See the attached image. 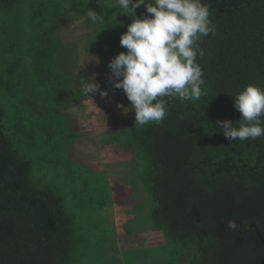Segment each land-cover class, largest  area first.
Listing matches in <instances>:
<instances>
[{
    "label": "trees",
    "instance_id": "1",
    "mask_svg": "<svg viewBox=\"0 0 264 264\" xmlns=\"http://www.w3.org/2000/svg\"><path fill=\"white\" fill-rule=\"evenodd\" d=\"M100 1L41 0L34 7L25 0H0V47L7 53L0 58V89L12 102L9 108L0 104V264H77L81 252L64 194L42 175L43 166L42 179L33 177L28 154L59 142L55 139L66 133L59 115L71 119L70 125L74 120L66 113L71 102L66 93L73 85L65 87L60 80L59 63L65 68L74 64L80 47L78 40L61 42L60 35L89 9L104 21L82 23L92 29L87 50L104 54L105 47L104 84L111 95L128 101L123 89L114 87L108 65L127 52L120 37L131 16L108 8L111 0ZM202 3L210 5L216 28L214 36L198 40L205 52L197 57L204 94L183 102L166 97L168 111L161 123L130 122L118 131V141L132 154L130 182L144 187L151 206L150 226L140 230L163 234L159 246H172L171 264H261L264 136L229 142L216 122L230 120L238 127L241 114L234 96L249 84L264 88V0ZM70 128L73 144L79 130ZM65 159L57 164L64 179L74 173L67 154ZM229 220L239 227L228 229ZM186 253L191 256L183 261Z\"/></svg>",
    "mask_w": 264,
    "mask_h": 264
},
{
    "label": "rangeland",
    "instance_id": "2",
    "mask_svg": "<svg viewBox=\"0 0 264 264\" xmlns=\"http://www.w3.org/2000/svg\"><path fill=\"white\" fill-rule=\"evenodd\" d=\"M25 1L35 7L41 0ZM114 3L115 0H111L107 7H112ZM137 12L140 18L151 15L146 12L145 5ZM121 14L117 13L116 16ZM132 19L130 17V23ZM87 25L72 23L62 29L64 33L60 35V41L78 40L76 45L80 47L79 59L74 64L68 63L65 68L63 61L59 63L62 73L60 80L66 83L65 87L73 85L68 87L66 93L67 99L71 101L66 113L74 120L70 125L71 119L66 118L67 122L59 115L58 124L66 127V133L55 139L59 142L31 149L28 156L34 163L33 177L42 179L40 169L43 166L42 175L45 173L51 177L64 194L81 252L76 256L77 264H171L172 246H159L165 241L163 234L140 230L150 226L151 206L144 187L140 183L133 187L130 182L132 154L118 141L122 137L118 131L124 130L130 122L135 123V111L130 108L124 114L117 105L127 107L129 100L111 95L104 84L101 58L107 50L104 47V54L87 50V45L92 43L89 41L93 39L89 38L92 29ZM4 53L5 50L0 47V58ZM92 80L99 85V90L87 95L82 90L83 84L84 81ZM100 91H106L107 95L102 96ZM0 104L6 108L12 104L10 96L2 89ZM70 126L79 130L76 131L78 138L73 144L70 140L72 136L69 137L71 133L68 132ZM65 154L74 173L64 179L57 164L65 163ZM191 253L183 254L182 260L187 261Z\"/></svg>",
    "mask_w": 264,
    "mask_h": 264
},
{
    "label": "clouds",
    "instance_id": "3",
    "mask_svg": "<svg viewBox=\"0 0 264 264\" xmlns=\"http://www.w3.org/2000/svg\"><path fill=\"white\" fill-rule=\"evenodd\" d=\"M145 5L151 14L140 18L136 8ZM113 8L131 16L132 22L120 37L127 52H120L109 61L115 79L114 87L123 89L130 104L122 108L135 111V125L159 124L167 116L169 100L182 102L198 100L204 94V72L197 57L205 52L198 40L201 36L215 35L210 5L202 0H115ZM103 23L104 16L89 9L77 23ZM83 92L95 93L99 85L84 81ZM106 96V91H100ZM234 108L241 114L238 127L230 120L216 124L229 142L255 140L264 136V88L249 84L234 96ZM235 220L227 228L236 230Z\"/></svg>",
    "mask_w": 264,
    "mask_h": 264
},
{
    "label": "water",
    "instance_id": "4",
    "mask_svg": "<svg viewBox=\"0 0 264 264\" xmlns=\"http://www.w3.org/2000/svg\"><path fill=\"white\" fill-rule=\"evenodd\" d=\"M261 264H264V260L262 261V263Z\"/></svg>",
    "mask_w": 264,
    "mask_h": 264
}]
</instances>
